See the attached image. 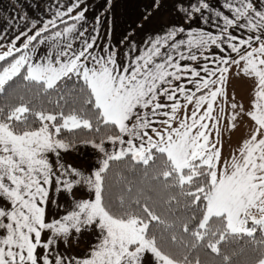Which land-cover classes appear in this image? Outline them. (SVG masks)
I'll return each instance as SVG.
<instances>
[{"label":"snow or ice","instance_id":"snow-or-ice-1","mask_svg":"<svg viewBox=\"0 0 264 264\" xmlns=\"http://www.w3.org/2000/svg\"><path fill=\"white\" fill-rule=\"evenodd\" d=\"M129 2L3 17L0 264H264V0Z\"/></svg>","mask_w":264,"mask_h":264},{"label":"crops","instance_id":"crops-1","mask_svg":"<svg viewBox=\"0 0 264 264\" xmlns=\"http://www.w3.org/2000/svg\"><path fill=\"white\" fill-rule=\"evenodd\" d=\"M21 3H24V0H20ZM93 2H99V0H93ZM135 0H131L127 4V7L123 8L121 10V23H123L128 15L132 14L135 11V6H134ZM15 0H0V25L4 23L3 17H5L8 14H14L15 8H14ZM235 87L237 90L238 96L242 93V88L243 85L239 82H235ZM75 154H73L74 156ZM72 157H69L71 159ZM80 158L82 160L88 159V154L87 153H81Z\"/></svg>","mask_w":264,"mask_h":264}]
</instances>
